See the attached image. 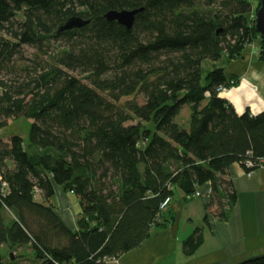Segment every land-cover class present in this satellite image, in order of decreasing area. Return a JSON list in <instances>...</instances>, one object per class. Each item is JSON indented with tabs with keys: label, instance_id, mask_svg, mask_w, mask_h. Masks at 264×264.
<instances>
[{
	"label": "trees",
	"instance_id": "16d2710c",
	"mask_svg": "<svg viewBox=\"0 0 264 264\" xmlns=\"http://www.w3.org/2000/svg\"><path fill=\"white\" fill-rule=\"evenodd\" d=\"M259 7L260 0H0L1 29L24 19L13 40L0 37V66L24 45H66L33 62L23 82L0 83V130L10 119L33 121L27 142L0 140V264H16L11 255L5 262L4 248L26 247L33 264L116 260L175 220L159 222L178 190L193 198L210 185L208 207L217 203L215 216L227 221L236 204L228 169L249 173L247 161L264 159V112L240 116L218 89L238 87L226 70L261 41ZM141 9L130 30L105 19ZM73 17L91 23L59 34ZM136 96L142 104L123 102ZM185 107L188 129L177 123ZM57 189L79 199L78 231L56 214ZM201 244L196 231L187 253Z\"/></svg>",
	"mask_w": 264,
	"mask_h": 264
},
{
	"label": "crops",
	"instance_id": "0c3cea01",
	"mask_svg": "<svg viewBox=\"0 0 264 264\" xmlns=\"http://www.w3.org/2000/svg\"><path fill=\"white\" fill-rule=\"evenodd\" d=\"M246 51L226 70L227 75L239 79L238 87L220 96L238 115L249 111L258 116L264 112V62L255 52ZM228 179L236 193V204L227 221L215 216L217 203L208 207L211 197L191 198L178 190L167 210L160 215L159 222L162 224L172 216L175 220L166 223L165 228L153 230L151 237L138 249L105 264H241L263 258L264 170L249 174L235 164L228 169ZM37 199L42 200L40 193ZM51 204L65 226L72 232L78 231L79 199L57 189ZM196 231L200 233L202 244L188 254L185 244ZM19 250L31 252L28 261L33 263L34 255L29 247Z\"/></svg>",
	"mask_w": 264,
	"mask_h": 264
},
{
	"label": "rangeland",
	"instance_id": "374dc122",
	"mask_svg": "<svg viewBox=\"0 0 264 264\" xmlns=\"http://www.w3.org/2000/svg\"><path fill=\"white\" fill-rule=\"evenodd\" d=\"M257 3H254V9H256ZM253 16L251 15V19ZM24 21L23 17L21 15H18L13 19V23L15 24L13 28L10 27L9 24L4 25L5 29L0 28V37L4 39H12V32H14L18 28V24H22ZM63 46H66L64 42H55L52 41L50 44L46 45L44 51L47 52V54H44L43 52L37 50L36 48H33L31 46H22L20 48V52L12 59L11 62L5 63L0 66V83L4 84H14L15 82H23L27 78V71H25L27 68L31 67L33 62H40V61H50V56L53 53H57L61 49H63ZM262 42L260 40H257L253 42L251 46L248 47V51H253L255 52V55L260 58V54L262 51ZM244 51V52H245ZM224 63H218L215 65H206V69H210L212 67H222ZM74 75H80L79 72L74 73ZM81 78V77H80ZM83 78V77H82ZM81 78V79H82ZM2 96V88L0 87V98ZM131 100H136L138 103L142 104L143 103V98L142 96H136L133 98H127L123 100L125 101H131ZM190 117H191V112L188 107H185L180 116L177 118L178 123L182 127H189L190 123ZM33 121H27L24 119L21 120H7V127L0 130V140L4 141L5 143L9 142V140L13 136H20L27 142L28 137H29V131H30V124H32ZM188 129V128H186ZM79 207H76L78 210ZM5 218L6 220H12L13 216L11 213L6 212L5 213ZM17 250L15 252H11L9 249L4 248L2 250V255L5 258V262H8L9 255L13 256L14 258L17 257V260L14 259L16 264H24V263H29L33 264L31 260L28 261L29 258V251L27 250Z\"/></svg>",
	"mask_w": 264,
	"mask_h": 264
},
{
	"label": "water",
	"instance_id": "95a60500",
	"mask_svg": "<svg viewBox=\"0 0 264 264\" xmlns=\"http://www.w3.org/2000/svg\"><path fill=\"white\" fill-rule=\"evenodd\" d=\"M143 10H123V11H111L105 15V19L108 22H117L119 25L132 29L135 24V19L137 15H139ZM91 21L84 20L80 17H73L69 19L64 26H62L58 33L69 32L73 30H80L88 25H90ZM255 30L256 33L260 36L262 41V51L261 58L264 62V0H260V7L256 13V22H255ZM13 257V256H12ZM13 260V258H12Z\"/></svg>",
	"mask_w": 264,
	"mask_h": 264
},
{
	"label": "built area",
	"instance_id": "2783aa9c",
	"mask_svg": "<svg viewBox=\"0 0 264 264\" xmlns=\"http://www.w3.org/2000/svg\"><path fill=\"white\" fill-rule=\"evenodd\" d=\"M231 85H234L233 82H231ZM229 91L230 90H228L226 88H219L218 89V92L220 93V95L224 94V93H228ZM245 169L252 170L251 172H249V174L254 173V172L258 171V170H264V159L259 160L258 163L254 162V161H247L245 163ZM2 188H3V192L2 193L4 195H6L8 193L7 192V185L5 183H3ZM212 194H213V191H212L211 186L207 185L203 189L202 188H197L195 194L193 195V198H201V197L208 198V197H211ZM171 202H172V199L170 197L167 198L163 202V204L161 205V211L167 210V208L169 207Z\"/></svg>",
	"mask_w": 264,
	"mask_h": 264
}]
</instances>
